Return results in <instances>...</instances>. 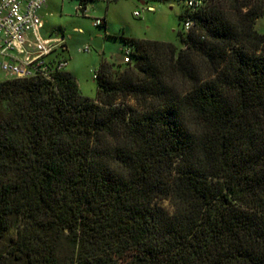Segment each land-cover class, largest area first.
I'll return each instance as SVG.
<instances>
[{"label":"trees","instance_id":"obj_1","mask_svg":"<svg viewBox=\"0 0 264 264\" xmlns=\"http://www.w3.org/2000/svg\"><path fill=\"white\" fill-rule=\"evenodd\" d=\"M179 18L94 100L66 60L0 82V264H264V0Z\"/></svg>","mask_w":264,"mask_h":264},{"label":"rangeland","instance_id":"obj_2","mask_svg":"<svg viewBox=\"0 0 264 264\" xmlns=\"http://www.w3.org/2000/svg\"><path fill=\"white\" fill-rule=\"evenodd\" d=\"M147 4L156 8L161 7V12L152 14L149 21L146 20L149 16L145 15L142 18L133 15L134 11H139V4L134 0H117L110 3L108 8L101 2L94 3L93 18L102 17L110 9L108 23L113 30H117L115 31L117 35L108 36L105 35L104 28L94 27L91 24L92 19L75 15L69 5L62 12L54 9L53 15L44 21L45 30L51 32L52 37L59 39L64 37L66 50L53 51L45 60L53 62L67 60L69 67H66L65 71L69 70L76 80L80 95L94 100L97 94L94 78L101 59L122 64L125 48L130 49L125 46L121 38L178 42L177 34L181 30L179 16L185 9L182 3L179 0L167 2L150 0ZM146 27L149 29L147 30ZM74 28H80L83 35L75 33ZM256 28L264 32V18L256 22ZM84 47H88L89 50L84 52ZM3 78V73L0 72V82ZM163 204L169 209L167 202Z\"/></svg>","mask_w":264,"mask_h":264},{"label":"built area","instance_id":"obj_3","mask_svg":"<svg viewBox=\"0 0 264 264\" xmlns=\"http://www.w3.org/2000/svg\"><path fill=\"white\" fill-rule=\"evenodd\" d=\"M49 0H0V72L8 79H25L36 76L49 79L52 68L47 67L45 58L62 47L60 38H43L40 35L42 20L39 11ZM183 5L195 11L205 0H181ZM86 5L79 3L76 11L84 15ZM143 11L154 12L153 6H146ZM135 17L141 11L133 13ZM93 26L102 25L101 19H93ZM184 29L188 30L192 22L186 19ZM88 47L83 51L87 52ZM130 49L126 48L123 63L129 62ZM67 62H59L55 68L62 70Z\"/></svg>","mask_w":264,"mask_h":264},{"label":"crops","instance_id":"obj_4","mask_svg":"<svg viewBox=\"0 0 264 264\" xmlns=\"http://www.w3.org/2000/svg\"><path fill=\"white\" fill-rule=\"evenodd\" d=\"M116 1L117 0H96V1L90 2V3H88L86 5V7H85L86 11H85L84 15H82V14L77 13V11H76V7L79 4L77 0H49V1H47L46 5L39 11V16H40V18L42 20V27L40 28V35L43 38H52L51 32H48V31L45 30L44 21H45L46 18L51 17L53 15L54 9H57L60 12H62L66 8L67 5H69V8L72 9V11L75 13V15H80L82 18L92 19V21H93V19H101L103 21V25L101 27L104 28L105 35H107V36L108 35H117L116 34L117 32H115L117 30H113L111 28V26L109 25V23H108V21L110 19L109 18L110 9L108 10V12L103 14L102 17H97L96 16L95 18H93L94 3L101 2V3H103L106 6V8H108L110 3L116 2ZM134 1L139 4V11H141V15L139 17L144 18L145 15H146V17L149 16L148 18H146V20H148V21L151 19L150 17H152L151 16L152 14H156V13H158V11L161 12V7H158V8L154 7V12L143 11V9L146 6H151L150 4H147L148 2H150V0H134ZM162 1L163 2H167L168 0H162ZM134 12H136V11H134ZM91 24L93 25V22ZM119 27H121V26H119ZM146 29L148 30L149 27H146ZM73 31L75 33H77V34L83 35V31L80 28H74ZM123 35H126V34H123ZM61 39H62V47L60 48V50L65 51L66 50V40H65L64 37H61ZM138 40H143V39H138ZM125 50H126V48H125ZM102 60H105V59H101V61ZM105 61H107V60H105ZM66 67H69L68 62H67ZM66 72L70 73L69 70L66 71ZM3 76H4V78L2 80L8 79L4 74H3Z\"/></svg>","mask_w":264,"mask_h":264}]
</instances>
